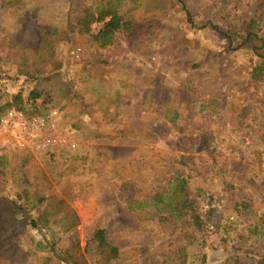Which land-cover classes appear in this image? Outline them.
<instances>
[{
    "label": "rangeland",
    "instance_id": "1",
    "mask_svg": "<svg viewBox=\"0 0 264 264\" xmlns=\"http://www.w3.org/2000/svg\"><path fill=\"white\" fill-rule=\"evenodd\" d=\"M258 1L0 0V107L58 111L25 148L0 124V264H105L98 230L119 249L109 264L264 257ZM100 10L123 20L105 47V23L80 25ZM177 177L186 206L166 200Z\"/></svg>",
    "mask_w": 264,
    "mask_h": 264
},
{
    "label": "trees",
    "instance_id": "2",
    "mask_svg": "<svg viewBox=\"0 0 264 264\" xmlns=\"http://www.w3.org/2000/svg\"><path fill=\"white\" fill-rule=\"evenodd\" d=\"M255 12L256 14L252 17L250 20L249 26H248V39L250 37L254 36L252 33V29L256 27L260 21L264 22V0H260L255 3ZM122 17L117 13L116 10H100L97 15L93 13H88L87 16L84 17V19L81 20V31L85 33H89L91 26L94 23H105L104 28L99 31L96 35H94V41L101 47H105L107 45H110L113 42L114 35L118 33L121 28L123 27L122 23ZM264 67V63H263ZM42 96V93L39 90H33L30 94V99L33 101H37ZM18 103V96H15L13 98V101L5 103L2 107H0V113H3L10 108L14 107V104ZM17 110H22V107H18ZM1 115V114H0ZM171 189H175V191L170 193V198H167L166 200L170 203L174 202V197L177 194L182 195V203L186 206L188 205L189 201L187 199V181L182 177H177L175 180L171 182ZM176 194V195H175ZM177 198V197H175ZM50 199L46 200L44 198H41L39 201L40 203H43L45 201H49ZM178 211L179 210H175ZM192 219L198 224H201V218L199 215H197L196 212H193ZM35 226H38V222H33ZM94 241L97 242V248L100 249L103 252L105 264H109L112 260H116L119 257V249L108 242V239L106 237V232L104 230H98L94 237ZM67 261L70 259H66ZM66 261V262H67ZM257 264H264V257L262 259H259Z\"/></svg>",
    "mask_w": 264,
    "mask_h": 264
},
{
    "label": "built area",
    "instance_id": "3",
    "mask_svg": "<svg viewBox=\"0 0 264 264\" xmlns=\"http://www.w3.org/2000/svg\"><path fill=\"white\" fill-rule=\"evenodd\" d=\"M57 116L58 111H52L49 116H29L23 111L11 109L0 119L1 130L18 128L19 139L17 138L16 142H19L18 144L21 148H25L26 144H30L34 135L36 137L40 131L48 129L52 132L55 130V118ZM22 133H25L23 134L24 136H22ZM21 137L24 138L21 140ZM25 140H27V142H25ZM54 141L55 139L52 135L47 136L37 145V148L44 149L46 147L52 146Z\"/></svg>",
    "mask_w": 264,
    "mask_h": 264
},
{
    "label": "crops",
    "instance_id": "4",
    "mask_svg": "<svg viewBox=\"0 0 264 264\" xmlns=\"http://www.w3.org/2000/svg\"><path fill=\"white\" fill-rule=\"evenodd\" d=\"M264 46V45H263ZM264 49V47H263ZM263 57H264V54H263ZM261 208V209H260ZM259 209L261 211H264V208L262 207V205L260 206L259 205ZM210 254H209V257H207V262L210 261V264H220L221 262H226V264H229L228 262H232L234 263L235 260L237 259V257L235 255H232L230 253H226L224 251H212V250H209Z\"/></svg>",
    "mask_w": 264,
    "mask_h": 264
}]
</instances>
